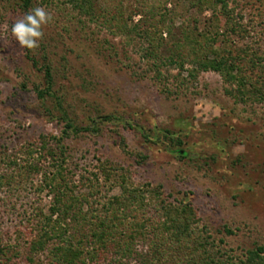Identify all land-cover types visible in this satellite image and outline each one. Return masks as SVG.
<instances>
[{
	"label": "rangeland",
	"instance_id": "1",
	"mask_svg": "<svg viewBox=\"0 0 264 264\" xmlns=\"http://www.w3.org/2000/svg\"><path fill=\"white\" fill-rule=\"evenodd\" d=\"M34 1L35 7H44L53 16L35 49L37 57L41 62L47 57L52 65L54 90L74 123L97 125L100 130L67 141L70 169L78 174L92 171L102 160L114 170L111 181H103L91 199L98 209L110 196L121 194L125 177L128 184L150 186L155 191L149 194L153 201H159L160 192V200L190 202L202 226L228 251L241 254L264 246V103L231 97L224 78L214 72L191 79L188 66L181 72L161 67L158 78L155 61L138 40L79 17L65 0ZM178 2L173 33L180 37L196 20L199 33L206 34L214 9L201 13L190 0ZM229 8L243 30L228 40L220 30L224 37L217 50L224 51L232 41L236 47L264 55V0H229ZM22 16L19 0H0L4 172H15L16 167L9 169V160L20 166L31 161L28 148L37 147L41 136H61L64 129L46 114L45 105L57 115L54 100L44 105L38 99L34 86L43 82L42 75L11 35L13 20ZM165 39L169 50L173 41L167 33ZM106 116L118 120L105 123ZM173 139L183 146H174ZM179 151L186 154L184 159ZM40 180L17 178L11 190L0 192V236L5 243L15 240L19 231L29 234L28 219L40 209L47 211L51 198L38 192ZM77 192L91 191L81 187Z\"/></svg>",
	"mask_w": 264,
	"mask_h": 264
},
{
	"label": "trees",
	"instance_id": "2",
	"mask_svg": "<svg viewBox=\"0 0 264 264\" xmlns=\"http://www.w3.org/2000/svg\"><path fill=\"white\" fill-rule=\"evenodd\" d=\"M178 1L65 0L79 17L142 43L146 56L157 65L158 78L161 67L181 72L188 66L191 79L202 72H214L224 78L231 97L264 103V55L259 50L236 47L232 41L224 51L216 48L223 43L220 30L224 29L227 40L243 30L229 0H190L191 7L201 13L213 8V16L206 34L199 33L195 20L192 29L184 28L180 37L173 33L179 17ZM34 7V0H19L23 15ZM165 33L173 41L169 50ZM24 54L42 75L43 82L34 86L38 99L44 105L48 99L54 100L57 115L45 105L46 114L64 129L61 136H41L37 147L30 146L27 153L32 160L24 166L9 160V169L20 167L14 168L16 175L4 172L0 165V192L11 190L17 178L41 177L38 192L51 198L46 212L40 209L28 219L24 228L29 234L19 231L9 244L0 236V264H264V246L241 254L228 251L202 226L190 202L160 200V192L159 201H153L149 194L155 191L150 186L128 184L125 177L121 179V194L107 198L99 210L91 199L103 181H111L114 170L99 160L94 170L78 174L70 169L67 144L72 137L98 133L99 127H78L54 90L55 76L48 58L41 62L35 50L24 49ZM117 120L114 116L102 118L105 123ZM172 141L174 146H183L181 141ZM178 153L184 159L186 154ZM81 187L91 192H77Z\"/></svg>",
	"mask_w": 264,
	"mask_h": 264
},
{
	"label": "clouds",
	"instance_id": "3",
	"mask_svg": "<svg viewBox=\"0 0 264 264\" xmlns=\"http://www.w3.org/2000/svg\"><path fill=\"white\" fill-rule=\"evenodd\" d=\"M53 21L52 14L44 7L37 6L22 17L13 20L10 28L12 37L21 49L35 50L44 36V27Z\"/></svg>",
	"mask_w": 264,
	"mask_h": 264
},
{
	"label": "water",
	"instance_id": "4",
	"mask_svg": "<svg viewBox=\"0 0 264 264\" xmlns=\"http://www.w3.org/2000/svg\"><path fill=\"white\" fill-rule=\"evenodd\" d=\"M182 154H184V153H182Z\"/></svg>",
	"mask_w": 264,
	"mask_h": 264
}]
</instances>
